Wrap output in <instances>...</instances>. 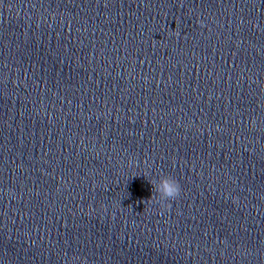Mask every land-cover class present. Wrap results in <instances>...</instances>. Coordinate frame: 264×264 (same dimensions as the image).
I'll return each mask as SVG.
<instances>
[{"label":"clouds","instance_id":"clouds-1","mask_svg":"<svg viewBox=\"0 0 264 264\" xmlns=\"http://www.w3.org/2000/svg\"><path fill=\"white\" fill-rule=\"evenodd\" d=\"M152 184V195L155 194L160 201L170 204L181 193L179 182L169 174H159L158 179L154 176L150 180Z\"/></svg>","mask_w":264,"mask_h":264}]
</instances>
